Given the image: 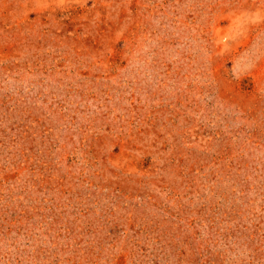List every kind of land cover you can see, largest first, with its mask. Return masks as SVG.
Wrapping results in <instances>:
<instances>
[{"label": "rangeland", "instance_id": "374dc122", "mask_svg": "<svg viewBox=\"0 0 264 264\" xmlns=\"http://www.w3.org/2000/svg\"><path fill=\"white\" fill-rule=\"evenodd\" d=\"M0 264H264V0H0Z\"/></svg>", "mask_w": 264, "mask_h": 264}]
</instances>
